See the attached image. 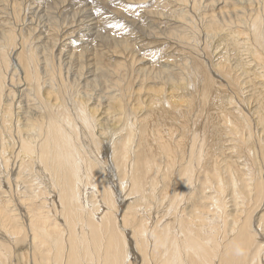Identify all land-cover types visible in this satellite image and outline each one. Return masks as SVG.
<instances>
[{
	"label": "bare ground",
	"instance_id": "bare-ground-1",
	"mask_svg": "<svg viewBox=\"0 0 264 264\" xmlns=\"http://www.w3.org/2000/svg\"><path fill=\"white\" fill-rule=\"evenodd\" d=\"M89 3L0 0V264H264V0L160 1L193 53L153 87L131 47L111 95L70 106L104 72Z\"/></svg>",
	"mask_w": 264,
	"mask_h": 264
},
{
	"label": "rangeland",
	"instance_id": "rangeland-1",
	"mask_svg": "<svg viewBox=\"0 0 264 264\" xmlns=\"http://www.w3.org/2000/svg\"><path fill=\"white\" fill-rule=\"evenodd\" d=\"M160 1H162V0H146L145 2H142V1H140V2L139 1L126 2L125 0H116L117 4H116L115 7H113V3H112L111 0H90L89 7L90 6H92L90 8L95 7V8H93V12H94L95 16L98 17L97 21L99 23L100 22L103 23L102 30H104L103 34L100 36V40L98 42L99 44L96 45L98 48L95 47V50L92 49L91 50L92 52L91 51L89 52L91 54V59L93 58V60H91L90 63L92 62L91 64L93 66L96 65L95 66L96 68H94V70L97 69V67L99 69L100 68L99 67L100 64L103 65L104 68L102 67L100 69H101V71H104V72L103 73L101 72V74H99L100 72L98 73V71H100V69L96 71V73H98V75L96 77V81H95L96 83L94 82L93 85L90 87V89L88 91H85L84 89L78 90L76 88V86H73V87L70 86L68 95L66 96L67 99H68L67 102L70 104V106H75V104H73V103H75V101L77 100L76 99V95L79 98H81V99L82 98L85 99L86 97H89L90 94H93V98H94L98 94H100L101 89L104 90V93L107 92L106 95H111L113 90H114V88H115L113 86L115 84L114 80H117L118 78H120L119 76L121 74L120 72L119 73L117 72L119 74V76H117L116 75V71L114 70L116 68H115V66H112V65H115V62L118 63L119 61H121V63H126L127 64V61H129L130 58H131L130 57L131 54H132L131 50L133 49V47H136L138 50H141L140 53H139V59L138 60H141L142 58H145V64L142 63L144 61H138L136 63L137 67L138 66L139 67H143V66H146V67L150 66L151 67L152 66L150 68V70L152 69L151 73H153V74H151V77L149 78L148 82H149V84L151 83L153 87L155 86L156 83L154 82L155 80L152 79V77L154 75L158 74L157 72L160 71L159 70L160 68H164V66H166L168 64L172 65L174 63L175 64L173 66H175L176 68H179V65H181L183 63V57H187L186 55H190V53H193L192 50H189V47H188L187 43H183V41H182V39H180V37L177 38V36H174L172 34L169 35V33H167V32H166L167 34L163 33V30L166 28V26L170 25L169 23H174V22L172 21V19H168L167 18L168 14H169L168 13V9H170V7L161 8ZM189 2H192V0H189ZM201 5H198V7H204L205 6V4H201ZM117 8H119L120 10L118 11ZM75 9L79 10V7L76 6ZM80 11H82V10L80 9ZM121 11H122V13H121ZM159 11H160L159 14L162 13L161 14V16H163L162 18L159 17L160 15L157 13ZM115 12L116 13L118 12L117 14H119V16H116L117 14ZM155 12H156V14H154ZM149 13H151V14H149ZM109 15H110V17H109ZM154 15H156V16H154ZM152 18H154V22L151 21ZM99 19H101V20H99ZM105 19H106L107 22L105 21ZM192 19L195 20V22H196V24H197V26L199 28L204 23L202 21V16H200V15H198V16L194 15ZM135 20H137V22ZM116 24H118L117 27L115 26ZM150 25H151V27H149ZM164 26H165V28H164ZM178 26H179V24H178ZM178 26H175V28L178 27ZM138 27H140L139 28L140 31L138 30ZM154 27H157V28H154ZM147 28H149V29H147ZM141 29H143V30H141ZM172 29L173 28H171L170 31ZM154 30L158 31L159 34H154L153 33ZM150 31H151V33H150ZM133 33H135L134 37L136 38L137 41H135V42L134 41H130V47L124 50L122 48V46L119 45L120 42H121L120 39L116 38V37L121 36V37H124L127 40L128 39L131 40L132 37H130V36H131V34L133 35ZM85 34H87V33H84L83 35H85ZM203 34L204 33H198L197 34L199 37L197 39L196 45L199 48L200 52L202 51V49H204V46L206 44V39H205L206 37ZM166 41H169V42H166ZM139 42H140V45L137 47V43H139ZM106 43H107V45H109V47L106 45ZM112 43L114 44L113 45L114 47L111 45ZM154 43H158L162 47L158 48L157 51L156 50L154 51V50L151 49V48H153ZM199 45H200V47H199ZM110 46H111V48H110ZM116 47L118 49H120V50L114 49ZM131 47H132V49H131ZM96 50H98V51H96ZM110 50H112V51H110ZM101 51H103V52L105 51V53H106V51H108L107 54H104L105 57L103 55H101ZM116 52L117 53L119 52V53L117 54ZM95 53L99 56V57H97L98 59L96 58L95 55H93ZM92 55H93V57H92ZM107 55H111L112 57L111 56H107ZM124 55L126 56L125 59H124ZM94 57L97 60L94 59ZM121 57H123V58H121ZM99 60H100V63H99ZM86 62H87V58H86ZM95 62H97V63H95ZM107 63H109V66L113 67V68L109 69L110 67L108 68L106 66ZM110 63L111 64L113 63V64L111 65ZM87 66H88V63H87ZM181 68H182V66H181ZM112 70H114V71L112 72ZM107 72H108V74H107ZM96 73H93V74H96ZM102 76H105L107 78L102 77ZM92 78H94V77H92ZM97 86H98V88H97ZM108 87H111V88H108ZM165 91H167L168 93L172 92V90L170 89L169 86L165 87ZM174 93H176V94L179 93V95H180V93L182 94L180 88H179V91H177V92L175 91ZM249 97L250 96H247V94L242 96V98L237 101L236 107L238 109L242 110L244 115H246V117L249 119V121L251 123H253V134H254L255 138H258L259 134H258V131H257L255 123H254V116L252 115L253 114V109L251 108L252 107V104H251L252 100L249 99ZM191 98H192L191 95H187V98L185 100H191ZM192 100H193V98H192ZM126 104H127V102H126ZM90 107L93 108L95 106L91 105ZM117 115H118V113H116V116ZM111 118L113 120V117H111ZM128 201H129L128 203L130 204L131 201H135V199L132 198L131 200L129 199ZM129 204H127V205H129ZM123 207H125V205H123ZM124 209H126V208H124ZM229 211H231V210H229ZM251 213H253V212H251ZM120 214H122V212H120ZM255 215H257V213ZM119 217H120V215H119ZM119 220H120V218H119ZM260 229H262V228H259V230ZM257 236H258L260 241L263 240L262 242H264V232L262 230L259 231ZM127 240L130 243V247L132 249L136 250L135 249L136 247H135L134 239L132 238V232H130V231H128Z\"/></svg>",
	"mask_w": 264,
	"mask_h": 264
}]
</instances>
